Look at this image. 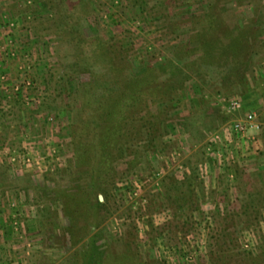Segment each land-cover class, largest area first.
<instances>
[{
  "label": "rangeland",
  "instance_id": "374dc122",
  "mask_svg": "<svg viewBox=\"0 0 264 264\" xmlns=\"http://www.w3.org/2000/svg\"><path fill=\"white\" fill-rule=\"evenodd\" d=\"M65 1L0 0V264L264 261V0Z\"/></svg>",
  "mask_w": 264,
  "mask_h": 264
},
{
  "label": "trees",
  "instance_id": "16d2710c",
  "mask_svg": "<svg viewBox=\"0 0 264 264\" xmlns=\"http://www.w3.org/2000/svg\"><path fill=\"white\" fill-rule=\"evenodd\" d=\"M66 4H67V7H68V10H74L73 8L75 7V6H78L77 4L76 5H74V6H71V5H69V3H68V1L66 0L65 2H64V6H66ZM67 10V9H66ZM73 14V13H72ZM73 18V17H72ZM71 18V19H72ZM71 22V21H70ZM71 24L73 25V23L71 22ZM75 27V26H74ZM77 31V30H76ZM76 31H74V32H71V36H73V40H71L72 41V44H73V47H74V52L76 53V55H77V57H78V59H80L83 63H84V61H85V59L84 58H88V57H86V54L87 55H89L91 58H97L98 56H99V58H101L100 57V54L98 55V56H95L94 55V53H91V49H86V47L87 46H89V45H92L93 43H91L90 44V42H92V40H94V39H96L97 37L96 36H92V35H90V34H87V33H85L84 34V32H81V31H78V32H76ZM89 44V45H88ZM86 45V46H85ZM83 56V57H82ZM90 60L91 59H89L88 61L90 62ZM93 60V59H92ZM91 60V61H92ZM102 60V59H101ZM85 66H87V65H85ZM102 68V69H101ZM100 69H99V72L97 71V73H95L94 74V76H93V81L92 82H90V86H93V88L95 89V92H98V94L97 95H95V101L96 100H98V101H96V102H99L102 98H104L105 99V101H109L110 100V98H112L113 96H116V94H113L112 93V95L110 94V92L108 93V95H107V89L108 88H110L109 86H107L106 84H104L105 82L103 81V79H105V77H104V74H105V72H104V69H103V67H101ZM87 69H89V68H85V72H87ZM106 74H107V71H106ZM148 78L147 77H145V76H143V78H141V79H139V78H134L131 82H129V81H127V84H126V87L125 88H123V87H121V91H123L124 90V95H132L133 97H135L137 94L139 95L140 93H141V90L139 89V88H136V87H140V85L138 84V82L139 81H143L144 83H145V80H147ZM148 83H150V84H153V85H156V84H158V82L156 81V80H154V79H151V80H148V82H147V84ZM86 85H88V84H86ZM111 85V84H110ZM158 86H160V85H158ZM89 87V86H88ZM93 90V89H92ZM136 97H138V96H136ZM135 97V98H136ZM252 99V96H251V94L250 95H247V96H245L243 99H241L240 101L242 102V105H243V109H245V108H249V107H251L250 106V104L248 103V101H250ZM94 105V104H93ZM107 106V111H108V113L111 111V110H115L116 108H114V106H113V108H112V105H110V106H108V104L106 105ZM105 106V107H106ZM123 106H126V105H123ZM117 108H119V109H121L120 107H121V105H117L116 106ZM94 110H95V106H94ZM109 115V114H108ZM98 123V122H97ZM103 128H105V127H103ZM102 128V129H103ZM92 129V132L91 133H93L94 134V132H98V131H100L99 129H100V127H96V128H91ZM90 129V130H91ZM89 131V130H88ZM79 133H77L76 132V134H75V137H76V139H77V141H78V146H77V149H78V152H79V154L80 153H82V152H84L85 150H86V148H87V152L90 154V152H93V153H95V151H97V148H99L100 149V147L99 146H96V143H94V142H87V139H85V136H84V134H85V130H83V129H79V131H78ZM107 132H102V135H105ZM89 135V134H88ZM88 135H87V137H88ZM89 136H91V134L89 135ZM95 136L97 137V139H98V136H99V132H98V134H95ZM99 140V144L98 145H103V143H105L106 141H107V136L106 137H104V138H100V139H98ZM101 152V151H100ZM91 155V158L92 159H95L94 158V155L93 154H90ZM99 157L98 158H100V156H101V154L100 155H98ZM91 158H89V161L92 163V164H94L93 163V161H92V159ZM98 158L96 157V159L98 160ZM96 159H95V163H96ZM90 169H88V176L90 175H93V174H95L96 172L98 173V171L99 170H95V167H92V166H88ZM195 187H198L197 185H195ZM96 205H97V207L98 208H102V207H104L105 206V204L103 203V202H101L100 201V198H98L97 199V201H96ZM249 211H251L250 209H249V206L248 205H246V209H245V215H248V212ZM246 228H248V227H246ZM227 252H230L229 250H227L226 251V253ZM262 254H264V250H263V253ZM221 257H220V260L219 261H221L222 262V264H226V262H225V258H229V259H232V257H234L235 255H228V256H226V255H220ZM236 257V256H235ZM216 264H219L218 263V261L216 262ZM243 264H264V261H263V259L262 258H258V259H256V258H250L247 262H244Z\"/></svg>",
  "mask_w": 264,
  "mask_h": 264
},
{
  "label": "built area",
  "instance_id": "2783aa9c",
  "mask_svg": "<svg viewBox=\"0 0 264 264\" xmlns=\"http://www.w3.org/2000/svg\"><path fill=\"white\" fill-rule=\"evenodd\" d=\"M27 86H31V83H26ZM16 91H19V87L16 88ZM224 108L227 111V113H234L239 112L243 109L242 102L239 99H229L224 100ZM256 117L253 113L249 114L244 121H235L233 125V132L237 135H245L249 133L250 131H257L259 130V125L255 123ZM12 162L18 165H24V166H32L33 160L29 155L26 153H23L22 155H14V157L11 158Z\"/></svg>",
  "mask_w": 264,
  "mask_h": 264
},
{
  "label": "water",
  "instance_id": "95a60500",
  "mask_svg": "<svg viewBox=\"0 0 264 264\" xmlns=\"http://www.w3.org/2000/svg\"><path fill=\"white\" fill-rule=\"evenodd\" d=\"M100 201L103 202V197L102 196H100Z\"/></svg>",
  "mask_w": 264,
  "mask_h": 264
}]
</instances>
